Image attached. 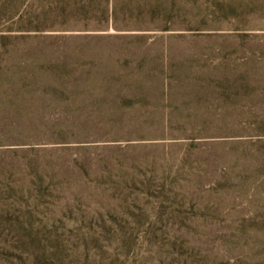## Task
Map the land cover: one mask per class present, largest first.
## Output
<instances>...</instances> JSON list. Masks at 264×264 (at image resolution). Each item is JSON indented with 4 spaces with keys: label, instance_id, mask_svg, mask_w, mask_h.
Masks as SVG:
<instances>
[{
    "label": "rangeland",
    "instance_id": "obj_1",
    "mask_svg": "<svg viewBox=\"0 0 264 264\" xmlns=\"http://www.w3.org/2000/svg\"><path fill=\"white\" fill-rule=\"evenodd\" d=\"M0 264H264V0H0Z\"/></svg>",
    "mask_w": 264,
    "mask_h": 264
}]
</instances>
